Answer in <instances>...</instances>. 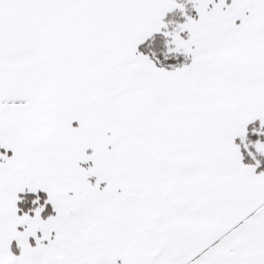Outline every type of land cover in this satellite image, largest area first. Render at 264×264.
Instances as JSON below:
<instances>
[{
  "label": "snow or ice",
  "instance_id": "6c2138e0",
  "mask_svg": "<svg viewBox=\"0 0 264 264\" xmlns=\"http://www.w3.org/2000/svg\"><path fill=\"white\" fill-rule=\"evenodd\" d=\"M0 264H264V0H0Z\"/></svg>",
  "mask_w": 264,
  "mask_h": 264
}]
</instances>
